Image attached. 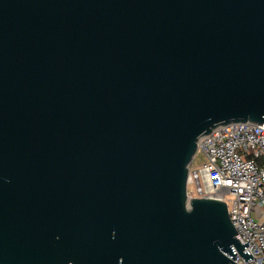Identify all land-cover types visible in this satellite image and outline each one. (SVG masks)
<instances>
[{
	"label": "water",
	"instance_id": "95a60500",
	"mask_svg": "<svg viewBox=\"0 0 264 264\" xmlns=\"http://www.w3.org/2000/svg\"><path fill=\"white\" fill-rule=\"evenodd\" d=\"M233 122L264 126V0H0V264L249 260L187 199Z\"/></svg>",
	"mask_w": 264,
	"mask_h": 264
},
{
	"label": "built area",
	"instance_id": "2783aa9c",
	"mask_svg": "<svg viewBox=\"0 0 264 264\" xmlns=\"http://www.w3.org/2000/svg\"><path fill=\"white\" fill-rule=\"evenodd\" d=\"M197 151L203 154L198 166L189 165L187 199L215 198L226 202L229 218L241 244L248 241L252 258L236 253L234 264H264V222L252 215L264 207V126L233 122L214 128L199 138ZM196 151V152H197ZM194 158V157H193Z\"/></svg>",
	"mask_w": 264,
	"mask_h": 264
},
{
	"label": "rangeland",
	"instance_id": "374dc122",
	"mask_svg": "<svg viewBox=\"0 0 264 264\" xmlns=\"http://www.w3.org/2000/svg\"><path fill=\"white\" fill-rule=\"evenodd\" d=\"M203 161V154L200 152V151H197L196 153H195V155H194V158H193V162H192V164L194 165V166H198L199 164H201V162ZM194 186L192 185V184H188V186H187V190L189 191V192H193L194 191Z\"/></svg>",
	"mask_w": 264,
	"mask_h": 264
},
{
	"label": "crops",
	"instance_id": "0c3cea01",
	"mask_svg": "<svg viewBox=\"0 0 264 264\" xmlns=\"http://www.w3.org/2000/svg\"><path fill=\"white\" fill-rule=\"evenodd\" d=\"M252 215L256 219L264 222V207H254L252 211Z\"/></svg>",
	"mask_w": 264,
	"mask_h": 264
}]
</instances>
